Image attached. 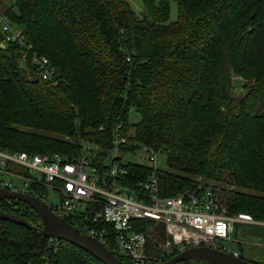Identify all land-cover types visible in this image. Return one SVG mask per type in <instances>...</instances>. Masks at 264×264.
<instances>
[{"label":"trees","instance_id":"16d2710c","mask_svg":"<svg viewBox=\"0 0 264 264\" xmlns=\"http://www.w3.org/2000/svg\"><path fill=\"white\" fill-rule=\"evenodd\" d=\"M10 1L0 15L22 30L25 45L6 42L0 22L2 149L72 160L83 140L110 149L120 126L123 152L166 154L161 196L201 192L210 185L195 177L216 178L231 187L218 194L211 186L229 213L264 222V0H175L174 22L169 0H144L141 16L127 0ZM33 54L48 59L54 80L43 79ZM126 169L130 185L151 173L136 163ZM0 209L29 224L0 217V264H104L42 235L26 203L0 200ZM69 223L85 233L79 219ZM88 223L107 231L113 251V228ZM153 223L135 228L149 239Z\"/></svg>","mask_w":264,"mask_h":264},{"label":"built area","instance_id":"2783aa9c","mask_svg":"<svg viewBox=\"0 0 264 264\" xmlns=\"http://www.w3.org/2000/svg\"><path fill=\"white\" fill-rule=\"evenodd\" d=\"M6 42L25 45L19 27L0 15ZM30 50V47H28ZM26 55V54H25ZM32 63L41 71L45 80H54V70L45 57L33 54ZM120 126L113 134V146L103 149L100 145L83 140L79 154L72 160L61 154H34L10 152L0 147V187L33 195L50 211L60 217L81 221L88 233L108 247L107 231L92 227V223L108 224L116 235L113 251L126 257L129 264H158L191 247H210L241 257V251L225 244L234 241L236 224H264L250 214H231L217 201L210 188L201 192L182 190L173 196L159 193L156 155L158 151L144 147L146 159L153 165L145 180L130 185L120 147L126 139L120 135ZM111 153H114L111 155ZM109 160L106 163V160ZM26 173H14L13 166ZM143 165V164H140ZM146 166V165H143ZM6 176L22 179L16 184ZM50 188L58 192L61 201L53 204L48 196L39 192ZM160 222L165 226L168 239L161 256L148 252V238L135 228L137 221Z\"/></svg>","mask_w":264,"mask_h":264},{"label":"water","instance_id":"95a60500","mask_svg":"<svg viewBox=\"0 0 264 264\" xmlns=\"http://www.w3.org/2000/svg\"><path fill=\"white\" fill-rule=\"evenodd\" d=\"M13 172L26 173L24 168L17 165L13 166ZM0 200H18L29 205L39 215L42 226L41 233L46 237L63 240L76 245L91 253L104 264H129L124 262L114 251L110 250L99 239L88 233L82 232L80 228L72 225L66 219L50 211L33 195L11 191L0 187ZM0 217L8 221L29 226L27 220L23 217L4 212L1 209ZM186 261H196L194 264H203L202 262L206 264H253L241 257H234L224 251L202 246L186 249L169 260L158 264H182Z\"/></svg>","mask_w":264,"mask_h":264},{"label":"rangeland","instance_id":"374dc122","mask_svg":"<svg viewBox=\"0 0 264 264\" xmlns=\"http://www.w3.org/2000/svg\"><path fill=\"white\" fill-rule=\"evenodd\" d=\"M132 8V10L139 16H141L144 10V0H127ZM156 3L159 0H155ZM170 3V20L176 21L178 19V5L175 0H169ZM11 6L10 0H0V12L3 13L4 8ZM238 94V93H237ZM241 92L239 93V95ZM140 119V115L137 112H132L130 115V120L132 122H137ZM143 146L138 148L135 152H127L125 155L121 154L123 158V163H136L143 164L146 166H153L145 157ZM114 153H111L113 155ZM156 167L158 170H168L167 166V156L163 151H158L156 155ZM106 163L109 162L107 159ZM8 179L16 184H21L22 179L6 176ZM196 183L204 187L209 183L210 186L218 187V194L221 191V187L231 188L230 185H226L223 181H218L215 179H206L203 176L195 177ZM39 192L48 196V199L53 204H58L61 201V196L58 192L46 188H40ZM217 197V195H216ZM154 225L149 226L152 230L149 242V253L153 255L161 256L164 250V244L168 239L165 226L156 222ZM234 241L225 242L226 245L232 249H237L242 251V258L247 261L256 262L257 264H264V224L249 225V224H236V231L233 233ZM193 264L192 261H189ZM203 263V262H202Z\"/></svg>","mask_w":264,"mask_h":264},{"label":"crops","instance_id":"0c3cea01","mask_svg":"<svg viewBox=\"0 0 264 264\" xmlns=\"http://www.w3.org/2000/svg\"><path fill=\"white\" fill-rule=\"evenodd\" d=\"M239 224H245V223H239ZM250 225V224H249ZM251 225H253V224H251ZM241 251V250H240ZM241 253H242V251H241Z\"/></svg>","mask_w":264,"mask_h":264},{"label":"flooded vegetation","instance_id":"af4514ba","mask_svg":"<svg viewBox=\"0 0 264 264\" xmlns=\"http://www.w3.org/2000/svg\"><path fill=\"white\" fill-rule=\"evenodd\" d=\"M193 262L195 263L196 261H193ZM203 264H206V263L203 262Z\"/></svg>","mask_w":264,"mask_h":264}]
</instances>
